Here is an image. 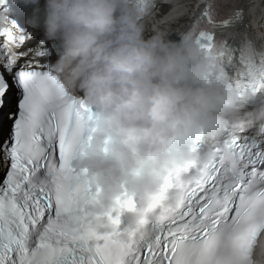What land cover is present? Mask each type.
<instances>
[{
  "label": "snow or ice",
  "instance_id": "1",
  "mask_svg": "<svg viewBox=\"0 0 264 264\" xmlns=\"http://www.w3.org/2000/svg\"><path fill=\"white\" fill-rule=\"evenodd\" d=\"M7 5L0 0L5 12ZM140 6L143 19L157 4ZM218 9L214 0L205 5L187 33L222 69L208 82L229 78L238 97L249 99L264 91V52L247 36L239 48L230 43L245 27L242 8L234 5L226 18ZM0 36L7 38L0 45V109L13 89L19 93L17 111L9 114L12 132L0 141L9 161L0 178V264H248V238L264 229V135L226 131L206 169L191 164L169 174L136 228L127 227L126 214L138 211L139 202L127 191L107 213L90 215L102 189L71 161L94 131L92 110L50 70L43 40L25 48L32 34L7 16ZM203 147L201 140L193 151ZM192 169L201 176L189 182ZM177 191L183 195L174 203Z\"/></svg>",
  "mask_w": 264,
  "mask_h": 264
},
{
  "label": "clouds",
  "instance_id": "2",
  "mask_svg": "<svg viewBox=\"0 0 264 264\" xmlns=\"http://www.w3.org/2000/svg\"><path fill=\"white\" fill-rule=\"evenodd\" d=\"M19 2L34 6L26 23L56 42L50 70L95 117L87 146L71 161L102 189L90 215L107 213L127 191L139 202L138 211L126 214L127 227L136 228L169 174L191 164L206 169L226 131L264 135V104L244 111L249 99L238 97L229 78L209 83L222 71L215 58L189 33L173 40L163 22L149 29L141 0H45L43 9L40 0ZM179 7H164L171 8L166 15ZM201 140L203 150L194 152ZM200 176L197 170L188 180ZM182 195L174 192L172 201ZM247 242L248 264H264V229Z\"/></svg>",
  "mask_w": 264,
  "mask_h": 264
},
{
  "label": "bare ground",
  "instance_id": "3",
  "mask_svg": "<svg viewBox=\"0 0 264 264\" xmlns=\"http://www.w3.org/2000/svg\"><path fill=\"white\" fill-rule=\"evenodd\" d=\"M193 1L194 0H180V7L174 13L172 12L168 16L166 14L171 10V8L169 9V11H166L164 15L160 14V9H158V11L149 21V29L151 28L152 23L163 22L161 24V27L169 32V38L176 39V37H178L180 33H184V27H188L189 24L193 22V17L196 18V16H198L199 11L207 0H199V2L191 11V8L194 6ZM236 3L245 9V27H242L238 31L237 41H244L245 36H247L250 40L253 41L256 50L258 52H261V46L264 43V0H237ZM181 16H185L184 19L189 17V21L187 24H185L184 27L180 26V24L184 22L182 20H179ZM29 33L32 34V39L28 40L26 48L35 47L37 45L39 41L38 35H41L43 33V28H31ZM8 129L9 127L4 124L0 130V137L4 138V136H7L6 133ZM3 168L4 163L0 161V173Z\"/></svg>",
  "mask_w": 264,
  "mask_h": 264
},
{
  "label": "rangeland",
  "instance_id": "4",
  "mask_svg": "<svg viewBox=\"0 0 264 264\" xmlns=\"http://www.w3.org/2000/svg\"><path fill=\"white\" fill-rule=\"evenodd\" d=\"M199 2V0H194L193 1V7L191 8V11L193 10V8L196 6V4ZM183 16H181L180 18H179V20H182V21H184L182 24H180V26L181 27H184L185 26V24H187L188 23V21H189V17H187L186 19H184L185 18V16L182 18ZM178 21V20H177ZM178 23H181V22H178ZM179 26V27H180Z\"/></svg>",
  "mask_w": 264,
  "mask_h": 264
}]
</instances>
